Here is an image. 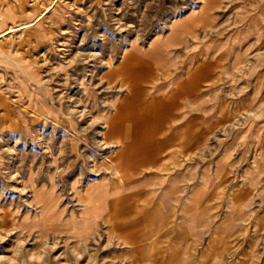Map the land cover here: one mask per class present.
I'll list each match as a JSON object with an SVG mask.
<instances>
[{
	"label": "rangeland",
	"instance_id": "374dc122",
	"mask_svg": "<svg viewBox=\"0 0 264 264\" xmlns=\"http://www.w3.org/2000/svg\"><path fill=\"white\" fill-rule=\"evenodd\" d=\"M9 28L0 264H87L107 251L82 233L107 197L101 181L117 194L193 161L223 177L203 212L254 224L234 235L264 250V0H0ZM149 201L122 195L105 221Z\"/></svg>",
	"mask_w": 264,
	"mask_h": 264
},
{
	"label": "crops",
	"instance_id": "0c3cea01",
	"mask_svg": "<svg viewBox=\"0 0 264 264\" xmlns=\"http://www.w3.org/2000/svg\"><path fill=\"white\" fill-rule=\"evenodd\" d=\"M222 180L208 164L193 161L162 177L150 175L128 182L127 188L117 194L115 191L120 187H110L108 182L101 181L99 184L107 190V197L101 201V210L87 213L90 216L83 220L82 233L91 230L92 246L100 252L99 245L106 241L101 247L107 251L98 258L89 255L91 258L86 263L264 264V250L261 252L258 244L251 248L243 246V239L234 235L245 229L255 230L254 224L243 222V218L230 225L213 222L203 212L215 184ZM256 193L257 198L264 196V191ZM122 195L150 198V201L145 212L125 218L123 223H106L105 218L110 220L116 213L114 201ZM145 215L151 216L146 220ZM116 225L120 228L113 239L97 238L102 232H112ZM87 236L79 240L81 246H87ZM30 263L23 258L16 264Z\"/></svg>",
	"mask_w": 264,
	"mask_h": 264
},
{
	"label": "bare ground",
	"instance_id": "6f19581e",
	"mask_svg": "<svg viewBox=\"0 0 264 264\" xmlns=\"http://www.w3.org/2000/svg\"><path fill=\"white\" fill-rule=\"evenodd\" d=\"M54 2V1H53ZM56 2V1H55ZM56 4V3H55ZM54 4H50V8H54ZM31 24V23H30ZM182 23H178V25H176V29H175V34H174V36L176 37V36H178V35H181V30H183V27H184V24L183 25H181ZM31 26V25H30ZM16 27V26H15ZM13 31V29H10L9 28V30L8 31H6V32H3L2 34H0V37H2L3 35H6L7 33H9V32H12ZM156 46L158 47V43L156 44ZM155 52L157 53L158 52V50H155ZM185 78V77H184ZM118 172V171H117ZM118 174V173H117Z\"/></svg>",
	"mask_w": 264,
	"mask_h": 264
}]
</instances>
